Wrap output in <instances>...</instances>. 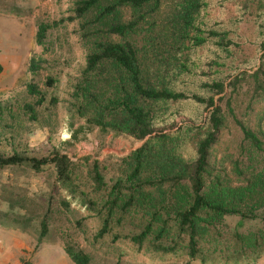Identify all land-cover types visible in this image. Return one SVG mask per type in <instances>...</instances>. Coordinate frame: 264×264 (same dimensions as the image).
<instances>
[{"label":"trees","instance_id":"obj_1","mask_svg":"<svg viewBox=\"0 0 264 264\" xmlns=\"http://www.w3.org/2000/svg\"><path fill=\"white\" fill-rule=\"evenodd\" d=\"M212 5V0H73L68 19L78 20L86 55L68 111L84 123L75 127L71 121L72 136L64 144L74 146L94 128L145 141L111 165L92 155L73 158L59 148L43 156L29 148L0 152V170L29 169L50 179L47 193L32 195L1 182L0 200L7 204L0 211L1 226L34 233L38 245L61 242L75 264L108 263L95 262L92 251L75 241L72 226L60 231L57 219L66 218L85 233V222L97 218L94 243L107 237L128 243L135 247L133 255L153 260L149 264H264V214L259 213L264 208V38L259 65L233 69L239 44L234 20L211 18ZM253 5L244 1L242 9ZM64 20L40 22L37 43L45 45L48 31ZM43 61L31 57L33 76ZM56 81L50 76L47 84ZM245 86L248 101L239 116L236 102ZM28 92L37 101L24 110L37 119V107L47 97L33 80ZM178 104H193L207 115L157 129L183 113ZM230 121L240 140L236 152L219 159L214 149ZM77 208L86 214L77 216ZM231 215L261 224L225 235L224 221ZM129 252L120 249L114 264H126Z\"/></svg>","mask_w":264,"mask_h":264},{"label":"rangeland","instance_id":"obj_2","mask_svg":"<svg viewBox=\"0 0 264 264\" xmlns=\"http://www.w3.org/2000/svg\"><path fill=\"white\" fill-rule=\"evenodd\" d=\"M211 18L230 20L236 37L237 59L235 67L240 70H253L259 65V56L262 54L260 43L264 38V6L261 0H212ZM244 1L254 2L250 11L242 9ZM264 1V0H263ZM262 5V6H260ZM73 0H0V152L7 155L15 149L29 148L30 152L39 156L47 155L59 148L73 158L92 155L98 159H106L113 163L114 158L128 154L137 148L144 140H137L131 135H116L114 132H102L99 128L87 134V138L77 142L74 146L64 144L71 138L74 126L71 121H76L75 127L84 120L77 121V116H72L68 111V99L72 92L74 77L80 73L84 66L86 50L76 32L78 20L69 21L73 15ZM64 23L48 31L45 45L36 41L40 22L62 21ZM208 52L205 54L207 55ZM43 58V68L33 76L29 72L31 57ZM232 64V61L229 62ZM50 76L57 78L54 85H48ZM35 81L45 92L47 100L37 107L38 118L32 119L24 110L26 103H35L37 97L28 92V83ZM241 89L236 105L239 116H242V107L248 101L245 91ZM59 98L57 104L51 99ZM183 108L173 121L160 123L157 129L168 128L182 124L184 121H197L202 114L207 115L204 109H198L193 104L175 105ZM240 131L233 121L223 133L220 142L215 146L214 153L221 159L225 154L234 153L240 140ZM109 156H112L111 158ZM111 165V164H110ZM23 170V169H22ZM22 174L7 169L0 170V183H14L17 188L29 195L32 193H47L50 190V179L46 173L34 174L29 169H24ZM7 204L0 200V211L6 210ZM264 214V208L259 210ZM75 214L82 216L83 209H76ZM225 235L231 234L235 229L249 230L261 224L260 219H245L238 215L227 216L224 221ZM97 218L85 222V233L77 230L76 226L66 218L57 219L55 226L62 231L68 230L81 244L91 250L95 262L104 261L114 264L117 252L125 248L130 257L126 264H149L153 260L142 254L133 255L135 247L128 243H112L111 238L100 239L94 243V234L99 228ZM61 235V234H60ZM59 240V237L53 236ZM134 260V261H133ZM145 260L146 262L142 263ZM135 261H139L135 263ZM75 264L61 242L46 241L38 245L34 233L4 227L0 225V264Z\"/></svg>","mask_w":264,"mask_h":264}]
</instances>
